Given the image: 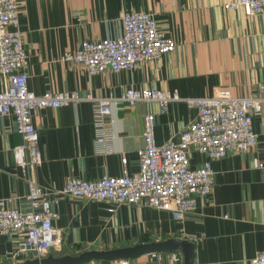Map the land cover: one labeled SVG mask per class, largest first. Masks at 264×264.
Returning <instances> with one entry per match:
<instances>
[{
  "label": "crops",
  "instance_id": "obj_1",
  "mask_svg": "<svg viewBox=\"0 0 264 264\" xmlns=\"http://www.w3.org/2000/svg\"><path fill=\"white\" fill-rule=\"evenodd\" d=\"M232 0H18L19 28L29 56L28 86L38 95L46 91L76 92L81 97L120 96L128 88L154 87L177 92L182 99L212 96L219 87L234 95L264 98V14L247 16L225 9ZM151 13L175 38V52L160 61H142L133 69L105 70L91 75L62 57L84 41L118 38L127 11ZM13 29V27H10ZM7 79L0 73V91ZM171 102L161 113L156 102L113 106L107 117L110 140L96 143V113L90 100L33 113L42 161L27 175L16 165L14 147L22 143L13 115H0V200L30 211V184L52 193L72 177L97 179L139 171L138 151L144 147V115H156L158 144L177 139L197 117L185 100ZM257 145L247 153L231 152L212 162L213 193L198 197L197 207L182 223L171 211L143 203L122 204L63 196L56 205L61 241L46 256L111 250L171 237L196 244L195 264H249L264 251V102L254 117ZM191 167L206 156L192 151ZM16 236L5 234L1 263L35 259L16 251ZM45 256V257H46ZM134 264H184L182 252L145 254ZM114 264L113 260L96 261ZM0 263V264H1Z\"/></svg>",
  "mask_w": 264,
  "mask_h": 264
},
{
  "label": "built area",
  "instance_id": "obj_2",
  "mask_svg": "<svg viewBox=\"0 0 264 264\" xmlns=\"http://www.w3.org/2000/svg\"><path fill=\"white\" fill-rule=\"evenodd\" d=\"M225 9L242 10L247 16L264 14V0H232ZM123 33L118 38L84 41L76 51L62 59L83 65L91 75L105 70L119 72L133 69L142 61H160L163 55L178 47L174 37L164 31L155 17L146 11H127L122 18ZM13 27V29H10ZM29 56L19 28L18 0H0V73L7 79L0 91V115H13L22 143L14 147L16 165L27 175L32 165L42 161L38 129L33 113L40 108L78 105L83 100L93 103L96 113V143L102 148L110 140L107 117L113 106L139 102H156L165 113L171 102L181 100L177 92L154 87L128 88L120 96L81 97L76 92L46 91L41 95L30 90L27 67ZM197 110L196 119L185 127L177 139L158 144L155 137L156 115H144V147L138 151L139 171L120 176L105 175L97 179L70 178L63 187L50 193L30 181V211L10 207L0 200V244L3 235H15L16 251L11 255H34L43 258L61 241L56 226V205L63 196L105 201L110 211L122 204L143 203L171 211L180 223L197 207L198 197L213 193L215 186L212 162L231 152L247 153L258 143L254 117L262 110L264 98L252 94L234 95L230 88L219 87L212 96L182 99ZM206 158L198 167H191L192 151ZM263 167L264 164L260 163ZM1 263V258H0ZM114 264H134L131 260H113ZM84 264H99L96 261ZM249 264H264V251Z\"/></svg>",
  "mask_w": 264,
  "mask_h": 264
},
{
  "label": "water",
  "instance_id": "obj_3",
  "mask_svg": "<svg viewBox=\"0 0 264 264\" xmlns=\"http://www.w3.org/2000/svg\"><path fill=\"white\" fill-rule=\"evenodd\" d=\"M179 250L183 254L184 264H195V242L178 237H171L151 243H139L133 246L114 248L111 250H90L62 256L50 254L43 258L28 259L24 262L1 264H84L102 260H135L145 254L175 253Z\"/></svg>",
  "mask_w": 264,
  "mask_h": 264
}]
</instances>
